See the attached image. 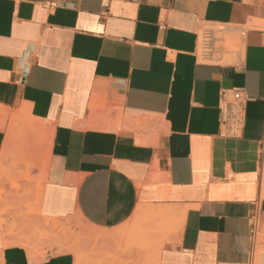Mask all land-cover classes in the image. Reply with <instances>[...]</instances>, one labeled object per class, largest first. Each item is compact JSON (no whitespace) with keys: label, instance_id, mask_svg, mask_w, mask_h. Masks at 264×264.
Returning <instances> with one entry per match:
<instances>
[{"label":"crops","instance_id":"crops-1","mask_svg":"<svg viewBox=\"0 0 264 264\" xmlns=\"http://www.w3.org/2000/svg\"><path fill=\"white\" fill-rule=\"evenodd\" d=\"M0 165V264H264V0H0ZM44 219L83 253L7 245Z\"/></svg>","mask_w":264,"mask_h":264},{"label":"built area","instance_id":"built-area-1","mask_svg":"<svg viewBox=\"0 0 264 264\" xmlns=\"http://www.w3.org/2000/svg\"><path fill=\"white\" fill-rule=\"evenodd\" d=\"M52 7L53 4L51 3ZM226 30L222 26L217 27H206L200 34V48L199 56L203 60H213L218 50L225 44V33ZM241 33H239V37ZM244 97L239 90H235L231 93L230 98L223 95L221 104V122L223 125L228 126L230 134H235L239 131L242 126V107ZM251 242L252 249L258 250V232L259 223L256 216L251 217Z\"/></svg>","mask_w":264,"mask_h":264},{"label":"rangeland","instance_id":"rangeland-1","mask_svg":"<svg viewBox=\"0 0 264 264\" xmlns=\"http://www.w3.org/2000/svg\"><path fill=\"white\" fill-rule=\"evenodd\" d=\"M45 162L47 165V160L44 157L43 163H45ZM44 171H45V169L42 170L43 173H44ZM0 172L2 175H4L3 170ZM11 187H12V185H11ZM17 188H18V184H16V189ZM0 192L2 194L3 190L0 189ZM78 227L84 228L83 224L78 220H76V222H74V223H71L70 221H64V222L56 221V222H54L51 220L44 219V222L41 224L40 227H38L39 232L34 237H32L34 240H36L35 243H30L29 241L26 242L25 237L23 235H22V240L19 239L17 234L12 233L10 230H8V236H6L9 239L7 243H9L10 245H14V244L25 245L27 252H28V255H29L30 259H32V260L34 259V256L37 253V248L39 246H41L42 244L46 245L47 243H50L51 240H59L60 241L58 243V244H60V247L57 246V248L54 250L55 253H65V252H68L66 250V248H68V246H72V245L76 244V245H79V247L81 249L82 245L84 243V240H86V241L89 240V237L85 238L82 235V231H84V229H80L78 231ZM50 228L53 231H50ZM97 241L98 240H94V243L92 245V247H93L92 250L96 249L95 246H98ZM80 251L82 252V251H84V249H81ZM88 252H89V250H88ZM85 263H86V258H85V261L84 260L82 261V264H85Z\"/></svg>","mask_w":264,"mask_h":264},{"label":"bare ground","instance_id":"bare-ground-1","mask_svg":"<svg viewBox=\"0 0 264 264\" xmlns=\"http://www.w3.org/2000/svg\"><path fill=\"white\" fill-rule=\"evenodd\" d=\"M27 116V115H26ZM27 119L26 120H24V123H25V126H26V130L28 129L29 130V128H30V131H33L34 129H35V127H34V120H32L31 118H28V117H26ZM21 119H19V116H16V117H14V119H13V122H12V129H13V127H14V125L17 123V122H19ZM33 127V128H32ZM32 128V129H31ZM25 129V128H24ZM35 131V130H34ZM33 131V132H34ZM36 133V132H35ZM42 133H44V132H42ZM31 136H32V134H31ZM43 138H44V136H43ZM49 138V137H48ZM45 139V138H44ZM45 140H47V139H45ZM33 141V140H32ZM47 141H45V142H43V143H46ZM6 152H4L3 153V157H2V159H6L5 158V156H6ZM8 158V157H7ZM6 161V160H5ZM4 162V161H3ZM2 166H3V163H2ZM42 167H41V169L42 170H44L45 169V171H46V162L45 163H42V165H41ZM0 167H1V165H0ZM44 168V169H43ZM0 171H2V169H0ZM44 171V172H45ZM12 188L13 189H16V184H12ZM5 236H8V230L6 229V233H5ZM8 246L10 245V244H7Z\"/></svg>","mask_w":264,"mask_h":264}]
</instances>
